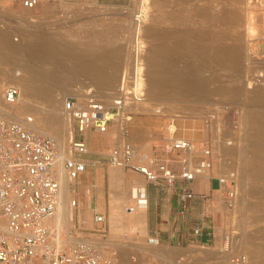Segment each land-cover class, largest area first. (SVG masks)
Wrapping results in <instances>:
<instances>
[{
  "label": "bare ground",
  "instance_id": "1",
  "mask_svg": "<svg viewBox=\"0 0 264 264\" xmlns=\"http://www.w3.org/2000/svg\"><path fill=\"white\" fill-rule=\"evenodd\" d=\"M231 1L226 0L227 3L222 5V8L220 7L219 12L210 8L198 7L199 9H194L196 10L195 15L197 12L200 16L198 17L202 18L209 26L194 32L187 28L182 29L180 38L175 39L172 43L165 39L169 35H177L175 30H163L158 24L144 25L141 33L138 32V40L140 39L139 36L141 39L145 36L149 41V46L146 49V65L144 68H136V78L131 86L141 97L145 91V98H140V101L144 102L131 106V109L134 107L135 110L139 108L141 112L151 110L154 113H161L162 109L150 105V100L165 98L173 101H187L186 99L189 97L190 99L193 95L197 97V94L200 95V93L210 94L212 92L214 95L222 93L236 99L242 96V91L230 87L224 82V72L231 70L238 73L243 63V50L238 44L239 33H243L239 32L230 36L219 29L223 25L238 24L240 21V12L229 5ZM97 34L99 33L93 34L94 38ZM100 37L101 41L105 42L104 34ZM251 41V38L248 39V45H251ZM94 43L93 41L82 42L81 35L58 30L55 34H49L43 30H32L18 43H13L10 33L6 30H0V85L1 82L5 81V84H13L20 91L17 101L13 104H6L0 93V117L15 119L21 118L22 114H34L36 117L35 119L32 118L28 127L38 134L51 137L61 148L64 147L65 139L70 132V126L63 112L65 92L69 89H66L65 86L69 78L82 77L84 80H88L98 94L116 86L117 82L120 81L119 70L123 57V45L119 42L115 43L114 46H106L99 42V44ZM250 50L251 47H249ZM207 72L208 75L205 74ZM214 84L213 88L210 87ZM252 88L246 97L249 108L246 112L242 111L244 115L241 123L245 131L241 135V145L239 148L229 145V147L227 145L222 147L220 157L224 161L230 160L227 169L235 171L236 184L238 183L237 192L241 191L243 195L249 196L248 202L239 207L242 215L245 216L244 213L251 211L254 214V222L263 223L264 85L258 84ZM86 90H84L85 93ZM205 98L204 100H206ZM27 117L29 116H24V118ZM117 128V125L114 124V127H110L105 136H113L115 130H117V136ZM236 156L239 162L234 167L233 161ZM59 183V202L55 214V223L56 225L68 226L73 222L74 216L73 207L69 204L74 181L68 179L61 170ZM246 184H248L247 189ZM240 200L242 201L241 197L236 196L233 208ZM137 205L139 204L135 203L130 209L132 219L140 217L139 208L141 207ZM140 206L145 208L144 205ZM224 209H228L226 205ZM228 212L230 211L228 210ZM117 215V209L112 201V220H115ZM243 224L244 221L239 223V225L244 226ZM254 225L257 227L256 224ZM223 237L224 239L228 238L233 249L237 245L243 250H241L243 253L245 252L249 258V264H264V226L259 227L253 233L247 232L239 239L227 235ZM223 243L220 250L224 248ZM55 244L59 246L60 241L56 240ZM232 251L234 252L231 249L230 252ZM152 253L156 257L157 263L162 264H174L175 261H171L172 259L180 260L182 258L179 253L168 248L155 249ZM222 257L223 259L224 257L227 258L228 253H224ZM190 261L189 264H201V259L197 257Z\"/></svg>",
  "mask_w": 264,
  "mask_h": 264
},
{
  "label": "built area",
  "instance_id": "2",
  "mask_svg": "<svg viewBox=\"0 0 264 264\" xmlns=\"http://www.w3.org/2000/svg\"><path fill=\"white\" fill-rule=\"evenodd\" d=\"M36 5L37 0L24 1L27 9ZM132 21L129 68L122 72L109 102L94 88H86L85 96L65 98L63 112L70 126L65 147L31 130L28 127L32 122L30 116L24 119L0 117V264H120L102 215L94 216V222L102 226L88 233H78L55 223L59 173L62 170L68 179L75 181L87 171L84 157L89 151L83 137L88 131L105 134L111 126L117 125V136L122 141L110 151L108 163L137 172L147 182L158 186L172 188L177 179L189 184L211 171L213 156L209 147L206 143L196 147L193 140L180 135L174 118L162 128L161 146L163 153L178 156L174 161L138 153L126 140L128 123L133 119L130 104L140 102L143 97L131 86L136 68L144 67L145 42L141 36L138 40V32L141 33L146 21L143 6L136 10ZM19 93L17 87H8L4 91V102L15 103ZM172 162L178 165L179 173ZM217 181L223 188L224 204L232 208L237 196L236 175L218 176ZM186 196L193 195L187 192ZM134 202L147 205L143 188L134 189ZM69 204L75 208L77 202L70 198ZM194 233L198 234L199 230L195 229ZM56 240L60 241L59 246ZM223 245V252L228 253L224 264H249L245 253L230 252L228 238Z\"/></svg>",
  "mask_w": 264,
  "mask_h": 264
},
{
  "label": "rangeland",
  "instance_id": "3",
  "mask_svg": "<svg viewBox=\"0 0 264 264\" xmlns=\"http://www.w3.org/2000/svg\"><path fill=\"white\" fill-rule=\"evenodd\" d=\"M24 1L25 0H0V30L8 31L13 43H18L32 30H43L49 34H55L58 30L64 33L81 35L82 42L93 41L95 42L94 44L101 43L106 46H114L115 43L119 42L123 45V57L121 59L119 75L122 74L125 69L129 68V45L132 42L134 31L132 20L134 13L140 6H143L146 13L145 25L149 24L151 26L153 24H158L163 30H175L177 32V35H169L168 38L165 39L167 42L172 43L175 39L180 38V31L182 29L187 28L194 32L209 26L202 18H199L200 16L197 12L195 15V11L199 9L198 7L210 8L215 12H219L222 5L224 6V4L227 3L226 0H150V2L149 0H37V5L34 8L27 9L24 7ZM229 5L236 10L238 9L237 11L240 12V21L238 24L230 23L223 25L219 27V29L230 36L239 32L243 33H239L240 40L238 41L241 50H243V63L238 73L231 70H228L230 72H224V82L228 86L242 91V96L236 99L233 96H226L222 93L214 95V93L211 92L212 94L200 93L201 96L197 94V97L193 95L191 99L190 97L188 98L189 100L186 99L188 102L173 101L172 99L167 100L165 98L150 100V105L162 109L161 113H154L151 110L141 112L139 108L135 110L134 107L131 109L130 106L131 110H129L133 113V119L128 123V133L126 135L127 141L131 138L133 142L137 143L143 141L145 136H152V139L159 138L160 135L162 136V128L165 123L170 118H174L180 135L193 140L196 147L199 148L206 143L211 150L213 166L207 175L213 173L217 177L227 178L230 177L231 173L235 174V171H229V169H227L230 160H221V149L226 145L227 147H240L242 142L240 141L241 135L245 131L241 122L244 112L249 108L246 100L247 94L253 89L252 86L254 87L258 84L264 85V2L261 0H242V2L241 0H232ZM96 33L99 34L94 38L93 34L96 35ZM103 34L104 37H106L104 39L105 42L101 41L100 35ZM250 38L252 39L250 42L251 45H248V39ZM143 39L145 42V67L147 56L146 49L149 46V41L145 36ZM249 47H251L250 51ZM205 74L208 75V72ZM213 74L215 75V73ZM5 83L6 82L3 81L0 85L2 98L4 91L8 87L13 86V84L7 85ZM118 84L117 82L116 86H112V88L98 95L109 102L112 94L116 92ZM212 86H215V84L210 87ZM65 88H69L67 92H65V98L69 96H85L84 90L86 88L95 89L88 80H84L82 77L69 78ZM142 96L145 98V91L142 93ZM202 96L206 97V100H204ZM200 99L203 101H200ZM143 102L144 101H140L130 105H139ZM185 106L187 107L186 109L184 108ZM147 108L150 109L149 106H147ZM22 115V119H24L26 115L34 119L36 117V115L30 113ZM111 127L113 128L114 125ZM116 134L117 130H115L113 136L117 137ZM67 137L65 139V144L67 142ZM116 141H112L107 154L117 145ZM121 141L122 140L119 139V143ZM132 145L140 150L143 148V145ZM151 145H153V143L148 144L146 149H150ZM237 162H239V159L236 156L233 161L234 167L238 165L236 164ZM213 185L215 186V184ZM77 187H79V185H77ZM245 187L247 189L248 184H246ZM239 196L243 202L240 200L235 205L236 207L234 206L235 208L224 209V213L222 211V206H225V204L221 196L219 201L222 204L221 211L219 208L216 210V239L214 244L209 246L194 245L185 251H175L182 257L180 264H189L191 263L190 260L196 257L201 259V264H224L227 258L224 257L223 259L222 256L224 252L222 249V251L220 250L225 240L223 237L224 235L230 236L231 238L232 236L235 238L238 237L239 239V237L247 234V232L253 233L255 230H258L259 227L261 228L264 226V222H254V214L251 211L244 213L245 216L242 215L243 213L239 207H242L248 202L249 196L243 195L241 191L237 192V197ZM228 210L231 213L228 212ZM243 221L244 226L239 225V223L241 224ZM253 223L256 224L257 227ZM245 227H248L249 230ZM108 237L116 248L120 264H162L157 263L156 257H154L152 252L155 249H163L164 247L151 246L148 244H133L135 242L134 238H142L141 224L138 228L133 227L130 231L121 230L119 235L111 232L110 235L108 234ZM230 247L234 251L242 250L237 245L234 249L232 246ZM171 261L176 262L177 260L172 259Z\"/></svg>",
  "mask_w": 264,
  "mask_h": 264
},
{
  "label": "crops",
  "instance_id": "4",
  "mask_svg": "<svg viewBox=\"0 0 264 264\" xmlns=\"http://www.w3.org/2000/svg\"><path fill=\"white\" fill-rule=\"evenodd\" d=\"M83 138L89 151L84 157L87 171L74 181L71 198L76 200L77 205L73 208V222L68 224L69 229L88 233L101 227V224L94 222V216L98 214L104 217V227L109 235L111 232L119 235L121 230L130 231L141 224L142 238L141 241L134 238V245H156L181 252L194 245L214 244L216 210L219 208L221 211L222 204L219 201L223 195L217 176L211 173L189 184L177 179L172 188L158 186L147 182L137 172L115 168L108 163V149L113 140L119 144L118 136L88 131ZM128 142L131 145H143L141 150L136 148L138 153L170 161L178 158L176 154L163 153L161 135L153 139L152 136H145L138 143L130 138ZM152 143L150 149H146ZM171 164L179 173L178 165ZM139 187L145 190L147 205L145 208L137 205L142 210L139 208L140 217L135 220L130 209L135 204L134 189ZM187 192L193 196L187 198ZM112 201L118 212L115 220L111 218ZM222 211L224 213V205ZM195 229L199 230L198 234L194 233Z\"/></svg>",
  "mask_w": 264,
  "mask_h": 264
}]
</instances>
